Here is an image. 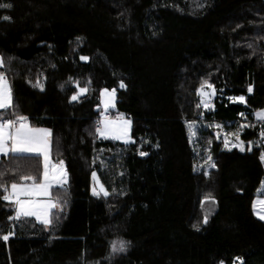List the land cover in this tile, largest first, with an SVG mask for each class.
Masks as SVG:
<instances>
[{
  "label": "trees",
  "instance_id": "trees-1",
  "mask_svg": "<svg viewBox=\"0 0 264 264\" xmlns=\"http://www.w3.org/2000/svg\"><path fill=\"white\" fill-rule=\"evenodd\" d=\"M0 4L11 5L0 7V73L13 95L0 115L50 129L67 173L51 191L66 202L49 227L10 219L15 205L0 199V264H264L253 208L264 197V121L253 115L264 109V0ZM205 81L214 110L198 94ZM79 88L87 94L72 100ZM104 89L116 90L117 113L132 120L130 145L95 131ZM238 96L246 103L229 100ZM233 133L244 152L226 149ZM0 171L9 186L19 174L40 183L43 163L14 154ZM93 172L107 196L93 194ZM117 240L125 251H112Z\"/></svg>",
  "mask_w": 264,
  "mask_h": 264
},
{
  "label": "snow or ice",
  "instance_id": "snow-or-ice-1",
  "mask_svg": "<svg viewBox=\"0 0 264 264\" xmlns=\"http://www.w3.org/2000/svg\"><path fill=\"white\" fill-rule=\"evenodd\" d=\"M0 7L10 8L11 5L0 4ZM8 18L9 17H6V19ZM80 59L87 61L89 58L87 56H81ZM3 64V57L0 56V66H3ZM89 83H91V81H89ZM206 84L209 88H212V85L205 81L198 90V94L202 97L206 94L203 92L204 86ZM34 86H39L41 89H43V85L40 84L39 80L36 81V85ZM77 87H79V85H77ZM120 87H126L123 81L120 82ZM87 91V88H79V93L73 95L71 99L77 100L80 93H85ZM115 91V89H112L111 91L104 89L102 91L101 95L105 109L108 107H114ZM247 91L249 93L252 92L251 86L247 89ZM214 94L215 92L213 90L207 95L212 96ZM229 100L246 103L244 96L229 97ZM201 103L205 109L210 107V104L207 101L202 100ZM197 107H200V105L198 104ZM10 109H12L11 88L7 82L6 76L3 73H0V110ZM239 115L243 116L244 113H240ZM253 115L257 119L264 121V109L254 111ZM12 116L14 118H4L3 115H0V154L4 156H8L9 154H35L36 157H42V182L37 183L35 176L19 174L10 184V186L7 183L0 182V190L3 192V195L0 196V199L11 202L16 206V216L14 218L10 217V219L19 220L21 217H35L36 220L42 225H51L53 223V219L51 218L53 215V210L57 209L62 211L63 203L66 202H61L59 199L52 198L49 193V189L54 183L61 184L64 180H66L67 174L63 167V161L61 160L58 163H52L49 160V136L51 135L49 129L31 127L26 116L16 115L15 113H12ZM130 123L131 121L129 120L117 122L109 120L107 117H105L103 121V127H97L95 131L100 136H111L114 139L125 140L127 142V140L130 139L128 136V126ZM215 127L221 128L222 126L220 124H216ZM241 127H244V125H241ZM232 135H234L238 141V143L233 144V146L240 147V150L244 151V148L242 147L244 142L240 140L239 135L236 133H233ZM260 135L261 137H264V129L261 130ZM217 138H219V133H217ZM224 143L227 147L229 143L227 134L225 135ZM140 155H146V153L141 152ZM208 159L211 160V156H209ZM260 159L261 161H264V153L261 154ZM212 167H215L214 163L212 164ZM16 171H18V168ZM6 174L7 171H0V177L5 176ZM92 177L94 180H96L95 172L92 173ZM17 179L20 181L19 183L16 182ZM28 181H31V183H27ZM101 193L104 196L109 194L103 184L99 185V190H97L95 187L93 188L94 195L99 196ZM40 197H44V199H40ZM256 206H259L260 208V211L257 212V215L260 216L261 219H264V200H258L255 202L254 207ZM204 222L207 223V217H205ZM10 235H12V233L4 235L2 239L7 241ZM126 246L127 242L123 240L113 241L111 244L113 252L125 251ZM221 264H223V262H221Z\"/></svg>",
  "mask_w": 264,
  "mask_h": 264
},
{
  "label": "rangeland",
  "instance_id": "rangeland-1",
  "mask_svg": "<svg viewBox=\"0 0 264 264\" xmlns=\"http://www.w3.org/2000/svg\"><path fill=\"white\" fill-rule=\"evenodd\" d=\"M0 68H2V66H0ZM109 91H110V90H109ZM212 91H213V90H211V89H204L203 92L206 93V94H205L203 97L200 95V96H201V100L207 101L208 103H209L211 100H214V95H212V96L207 95L208 93H211ZM78 93H79V91H78ZM101 93H102V92H101ZM86 94H87V92H85V93H80V94L78 95L77 100H78L80 97H82V96H84V95H86ZM75 101H76V100H75ZM101 108H102V112H101V117H100V124H99V127H103V121H104V119H105V115H106L107 113H112L115 117H114L113 119H109V120L117 121V122H122V121H124V120H129V121H131L130 125L128 126V136L130 137V139H128L127 142H126L125 140H117V139H114V138H112L111 136L103 137V136H100V135L98 134V137H99L100 139H102V140H108V141L119 142V143H121V144H123V145H130V144H132V143H133V139H132V126H133V123H132V120H131L130 118H128V117H126V116H124V115H122V114H121L122 118L119 119L118 116H119L120 114L117 113L118 111H117V109H116V93H115V98H114V107H108L107 109H105V107H104L103 98H102V95H101ZM228 142H229V143H228V146L226 147V149H228V150H232V149H235V148H239V149H240V147H234V146H233V144L238 143V141H237L236 139H230V140H228ZM242 147L244 148V151H245V150H246V146L243 144ZM244 151H242V152H244ZM63 167H64V165H63ZM64 168H65V167H64ZM94 182H95V188H96L97 190H99L100 181H99L97 175H96V180H94ZM261 190H262V187L259 189V192H260ZM101 194H102V193H101ZM258 200H264V197H261V196L256 197L255 200H254V203L257 202ZM253 208H254L255 216H256L260 221L264 222V219H261L260 216L257 215V212L260 211L259 206L254 207V205H253ZM239 262L242 264V261H241V260H239Z\"/></svg>",
  "mask_w": 264,
  "mask_h": 264
},
{
  "label": "crops",
  "instance_id": "crops-1",
  "mask_svg": "<svg viewBox=\"0 0 264 264\" xmlns=\"http://www.w3.org/2000/svg\"><path fill=\"white\" fill-rule=\"evenodd\" d=\"M7 78V77H6ZM7 82H8V84H9V86H10V88H11V84H10V82H9V80H8V78H7ZM11 95H12V88H11ZM12 105H13V95H12ZM0 111H3V110H0ZM259 120V119H258ZM260 121H262V120H260ZM31 125V124H30ZM31 127H33L32 125H31ZM33 128H38V127H33ZM41 129H46V128H41ZM50 130V129H49ZM50 132H51V135L49 136V141H50V151H49V160L52 162V163H58V161H56L55 159H54V157H53V132L50 130ZM10 155H14V154H9L8 156H10ZM22 155H34L35 156V154H22ZM8 156H4V155H2V154H0V159L2 158V157H8ZM41 158V160H42V163H43V158L42 157H40ZM64 165V164H63ZM64 167H65V165H64ZM64 170H65V172H66V169L64 168ZM67 174V173H66ZM42 182V181H41ZM40 182V183H41ZM67 184V175H66V180H64L61 184H53L52 185V187L49 189V193H50V195H51V191H52V189L53 188H62V187H65V185ZM40 199H44V197H40ZM15 208H16V206H15ZM57 209H54L53 210V212L54 211H56ZM21 218H25V217H21ZM27 218H32V219H34V220H36V218L35 217H27ZM37 221V220H36ZM39 224H41L39 221H37ZM46 227H49V225L48 226H46Z\"/></svg>",
  "mask_w": 264,
  "mask_h": 264
},
{
  "label": "built area",
  "instance_id": "built-area-1",
  "mask_svg": "<svg viewBox=\"0 0 264 264\" xmlns=\"http://www.w3.org/2000/svg\"><path fill=\"white\" fill-rule=\"evenodd\" d=\"M209 104H210V107L208 108V109H210V110H214V107H215V105H214V102L211 100L210 102H209ZM105 117H107V119H113L115 116L112 114V113H107L106 115H105ZM119 117V119H121L122 118V116H121V114L118 116ZM10 118H14L13 116H11ZM217 131H214L213 132V134L215 135V136H217Z\"/></svg>",
  "mask_w": 264,
  "mask_h": 264
}]
</instances>
